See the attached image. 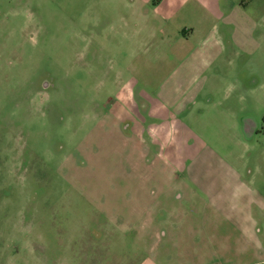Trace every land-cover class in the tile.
I'll return each mask as SVG.
<instances>
[{
    "label": "rangeland",
    "instance_id": "1",
    "mask_svg": "<svg viewBox=\"0 0 264 264\" xmlns=\"http://www.w3.org/2000/svg\"><path fill=\"white\" fill-rule=\"evenodd\" d=\"M218 1L226 19L213 29L202 21L203 32L229 49L210 91L222 87L221 100L228 86L252 87L228 98L260 132L244 137L238 126L240 140L224 132L226 122L214 130L198 109L190 121L175 119L185 130L172 136L164 118H125L116 100L131 106V91L151 106L163 95L165 63L189 48L161 41L162 20L138 16L143 0H0V115L14 117L0 119V264L263 260L237 240L213 243L210 212L190 186L198 176L191 164L244 158L249 169L264 152V0ZM48 75L55 83L42 87ZM206 147L224 161L201 156Z\"/></svg>",
    "mask_w": 264,
    "mask_h": 264
},
{
    "label": "crops",
    "instance_id": "2",
    "mask_svg": "<svg viewBox=\"0 0 264 264\" xmlns=\"http://www.w3.org/2000/svg\"><path fill=\"white\" fill-rule=\"evenodd\" d=\"M131 1L136 2V0ZM143 7L149 8L144 10V14L141 12ZM247 7V4H243V8ZM138 11V16H143L144 19L152 17L154 20H158L157 18L162 20V28H166L162 31V42H171L172 39L181 40L183 43L186 42L189 48L181 61H176L174 64L165 63L164 70L168 76L159 85L158 90V93L163 92V95L151 100V106L146 98V100L135 99L131 91L128 92L129 97L133 96L131 106L126 104V100L125 103L122 102L121 97L116 100L125 118L133 117L134 122L137 119L143 122L144 115L164 118L166 132L169 130L172 136L185 130L184 127L179 129L172 126L178 123L175 119L183 118L181 123L190 121L195 114L194 111L198 109V115L202 119L215 125H213L214 130H219L217 122L222 124L226 122L230 125L229 128L223 129H228L224 132H231L233 138L240 140L239 134L235 133V130L240 127L241 135L245 137L247 132L244 127L245 121L240 116L241 112H238L234 106L219 101L222 87L218 85L216 91L213 93L210 91L215 87L211 86V80L222 81L223 73L220 68H215V65L225 56L229 45L222 36L216 37L212 32L209 35L205 34L203 32L205 23L203 22L204 25H202V21L209 20L213 29L226 19L219 1L143 0ZM201 11L203 13L200 14ZM189 15L196 16L197 22L194 25L186 21L185 18ZM176 19L181 21L178 25H176ZM154 36L157 35L153 33L152 38ZM152 42L154 43L153 40ZM181 47H177L179 48L176 50L177 53ZM230 87L228 86V92L235 88ZM107 103H109L108 100ZM169 122L171 128H167ZM171 136L165 137V150L169 148L170 142L167 139L171 140ZM200 153L201 156L212 155L213 162L219 159L224 161L216 151L208 147ZM260 157L262 163L249 169L244 158L240 159L238 164L226 161L218 164L199 163L197 169L194 164L190 165L192 175L198 174L197 182L191 181L190 186L197 189L198 202L202 203L203 211L209 210L208 218L213 220L211 230L218 233V240H213V243L220 244L221 247L224 245L232 247V243L237 240L241 246H254L259 252H264L262 236L258 230V227L264 226V152L260 154ZM223 221L224 226H222ZM235 262V264H264V258L262 261L237 259Z\"/></svg>",
    "mask_w": 264,
    "mask_h": 264
},
{
    "label": "flooded vegetation",
    "instance_id": "3",
    "mask_svg": "<svg viewBox=\"0 0 264 264\" xmlns=\"http://www.w3.org/2000/svg\"><path fill=\"white\" fill-rule=\"evenodd\" d=\"M48 76H49L48 78L43 79V81H42V84H43V85L40 84L42 87H46V86L49 84L48 82H50V81H51L52 83L54 82V79H53L54 77L51 78L50 75H48ZM115 76H116V75H115ZM118 78L120 79V76H119V75H117L113 80H114V81H115V80L117 81ZM119 79H118V80H119ZM45 81H47V82H45ZM116 81H115V82H116ZM44 82H45V83H44ZM52 83H51L50 85H53L55 82H54L53 84H52ZM240 87H241V88H245L246 91H249V89L252 88L251 86H248V85H244V86H236V85H235V88H234L233 90L229 91V93L225 96L226 98H223V99H222V97H221V100H219V101H222L223 103H228V105H231V103H234V102H230L231 100L229 101V99H228V98L230 97V93H233V92H237V91H239V90H240ZM218 98H220V97H218ZM242 111H243V110H242ZM242 111H241V112H242ZM244 112H245V111H244ZM246 115H247V114H246ZM246 115H245V116H244V115L241 116V118H242L243 121H245V124H247V123L249 124V125H246V127H245V130H246L247 134H250V135H253V134L258 135V134H260V132H258V131H257V132H254V131H253V128H252L251 125H250L253 121H252L251 117H247ZM11 117L14 118L13 116H7V114H6L5 116L0 115V119H4V118H8V119H10ZM127 122L129 123L128 125H130L131 122H132V120L130 119L129 121H126V123H127ZM5 128H7L6 125H5Z\"/></svg>",
    "mask_w": 264,
    "mask_h": 264
}]
</instances>
